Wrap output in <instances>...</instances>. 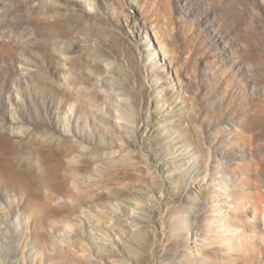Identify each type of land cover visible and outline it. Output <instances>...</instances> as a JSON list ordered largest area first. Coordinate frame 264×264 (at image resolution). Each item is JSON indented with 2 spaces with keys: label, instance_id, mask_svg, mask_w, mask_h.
I'll return each instance as SVG.
<instances>
[{
  "label": "rangeland",
  "instance_id": "obj_1",
  "mask_svg": "<svg viewBox=\"0 0 264 264\" xmlns=\"http://www.w3.org/2000/svg\"><path fill=\"white\" fill-rule=\"evenodd\" d=\"M263 101L264 0H0V264H264ZM61 140L65 162L92 161L65 188L137 174L103 200L118 222L61 193Z\"/></svg>",
  "mask_w": 264,
  "mask_h": 264
},
{
  "label": "bare ground",
  "instance_id": "obj_2",
  "mask_svg": "<svg viewBox=\"0 0 264 264\" xmlns=\"http://www.w3.org/2000/svg\"><path fill=\"white\" fill-rule=\"evenodd\" d=\"M257 106H259V108H258L259 112L264 116V101L260 102V104ZM248 109H249V107H247L246 111H248ZM238 111L239 110L236 109V112H238ZM147 126H149V123L146 124L144 131L147 129ZM128 139L132 143L136 144V140L133 137L131 130H128ZM56 146H57V159L54 160V162L57 164V170H56V173H54V176L58 180L57 186L60 189L61 193H64L67 190L68 192H70L71 196L78 203H83V202H88V201H91L94 203H101L103 205L104 211L96 214V216H95L96 223L100 224V223L118 222L119 221V215L115 214L116 212L112 209H110V211H109V208H111L110 206H112V203L111 202H104L103 200L109 199V201H110V200H114L116 198H122L124 195H126L128 193V190H130V187L132 185V181L136 179L137 174L135 175V173L132 172V168L128 167V166H123L122 168H118V169H115L112 171L108 170L107 174L110 177V179L108 178L109 179L108 181H111V179H113L114 177H118L119 175H120V177H124V178L126 177L129 180V181L125 182L124 184L120 183V184H122V185H120L121 186L120 189L110 190L109 193H103L102 192V193H94L92 195H89L88 194L89 191L91 193V190L89 188H85V190H81V189L73 190V188H71V187L65 188L67 186L66 181H67V179L70 178V175H71L70 173L74 170H77V171L87 170V168L91 165L92 161L90 159H84L81 162V164L73 166L72 164L65 162L62 157L67 152L71 153L75 148L74 145L70 144L69 148H67L66 143L63 140H61V141L56 143ZM158 163H159V161H157V160L154 161L156 168L158 167V171L162 172V175L160 174V177L162 178L161 182L165 183L164 184V187H165V185L167 186V183L169 184V179H170V177L168 175L169 171H167V169L164 170L163 169L164 166L161 164L159 166H157ZM48 165H49V163L44 161L42 163V166H41L40 177L42 179L44 189H49L50 178H52ZM137 180H139V179H137ZM162 191L163 190L161 188L156 189V193L159 196H161ZM86 192H88V193H86ZM147 196H148L147 194L140 192V193H137V195L133 196L132 198L127 199V201L129 203H132L135 205V208H137V210H141V212H144L142 214L139 213L138 216L134 217L133 220H134V222H136L137 225H140L143 222L147 221V219H148L147 216L151 214L150 205H148V202H147ZM48 199H49V194L46 193L44 195V201L47 203ZM102 202H104V203H102ZM77 208H78L77 206L62 207L61 208V214L62 215L58 216V218L66 219V220H73L77 216V214H76ZM136 212H138V211H136ZM136 234H137V238H138V240H136L137 244L142 245L144 247H147L148 246L147 244L149 241L148 238L142 237L140 233H136ZM80 235L81 234L79 233L78 236H80ZM77 249H78V251L82 252V255L85 256L86 249L84 247L81 246L80 249L79 248H77ZM132 249H134V248L132 247ZM78 251H76V253ZM6 257H7V255L5 256L4 254L1 256V258H4V259ZM59 261L60 262H58V264H65L66 263V261H64V260H59ZM141 261L145 264H147V262H148L146 257H142ZM125 262L126 261L123 262V260H122L119 264H126ZM251 264H256V259H253Z\"/></svg>",
  "mask_w": 264,
  "mask_h": 264
}]
</instances>
